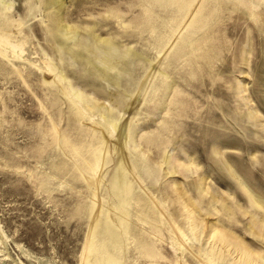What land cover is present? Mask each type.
Listing matches in <instances>:
<instances>
[{
    "label": "rangeland",
    "instance_id": "374dc122",
    "mask_svg": "<svg viewBox=\"0 0 264 264\" xmlns=\"http://www.w3.org/2000/svg\"><path fill=\"white\" fill-rule=\"evenodd\" d=\"M0 264H264V0H0Z\"/></svg>",
    "mask_w": 264,
    "mask_h": 264
},
{
    "label": "bare ground",
    "instance_id": "6f19581e",
    "mask_svg": "<svg viewBox=\"0 0 264 264\" xmlns=\"http://www.w3.org/2000/svg\"><path fill=\"white\" fill-rule=\"evenodd\" d=\"M118 130V141L121 142L122 139L125 137L124 127L123 125L116 126Z\"/></svg>",
    "mask_w": 264,
    "mask_h": 264
}]
</instances>
